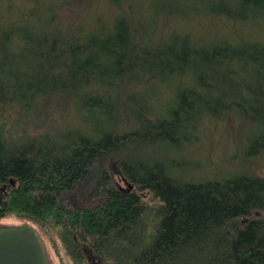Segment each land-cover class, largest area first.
<instances>
[{"label": "trees", "instance_id": "trees-1", "mask_svg": "<svg viewBox=\"0 0 264 264\" xmlns=\"http://www.w3.org/2000/svg\"><path fill=\"white\" fill-rule=\"evenodd\" d=\"M211 117L244 124L250 169L179 175L173 156ZM146 133L163 149L126 158ZM261 156L264 0H0V219L32 224L61 264H264ZM90 189V208L62 202Z\"/></svg>", "mask_w": 264, "mask_h": 264}, {"label": "rangeland", "instance_id": "rangeland-1", "mask_svg": "<svg viewBox=\"0 0 264 264\" xmlns=\"http://www.w3.org/2000/svg\"><path fill=\"white\" fill-rule=\"evenodd\" d=\"M95 8V6H94ZM98 10H102L100 6L97 7ZM96 8V9H97ZM91 13L95 12L92 8ZM90 13V14H91ZM195 19V18H194ZM199 22L200 25L205 24L204 22L195 21L193 23L197 24ZM162 25V22H159V25ZM165 25V24H164ZM163 25V26H164ZM178 24H175V22H171L170 27H177ZM130 94L128 98L134 102V109H129L126 113L131 111L130 116H134V121L132 122L130 128L134 130H139L142 128V125L145 123V117L147 113V107H146V101L147 96H145L143 93H138L135 91L129 92ZM171 98L170 100L172 99ZM164 98L156 97L155 99H152L151 106L155 108V104L153 105L152 102H160ZM216 106L215 109H212L214 112H220L221 107L220 106V100L215 99ZM196 103V102H195ZM203 104L201 101L198 102V104ZM218 107V108H216ZM153 108V109H154ZM160 108V106H159ZM59 114H64V111L57 112V117L59 116V121L62 122V116ZM34 112H32L31 118L28 119L29 123L30 121L34 122L35 117H33ZM140 115V116H137ZM96 113L94 115V120H92L91 127L96 129L97 123L95 118ZM14 116L12 115L11 118ZM56 118V119H57ZM31 119V120H30ZM68 119L72 120V115H68ZM131 120V119H130ZM80 124L83 125L82 120H79ZM233 122V121H232ZM234 124V122H233ZM229 123V121H223V120H217L215 118H209V119H202L200 126L198 127V138H195L190 144H182L180 146L179 150L180 152L178 154H175L173 156V160L175 161V164L177 165V171L180 175L188 176L189 179L192 180H201L202 178L209 179V178H215L220 177L223 173H233L232 175H237L242 173V171L246 168L250 169V165L253 159H250L248 157L246 146H248L249 142L253 141V136L249 134L246 137V133H244V124H238L236 128H234L235 124ZM23 124L20 123V127H22ZM56 126H58L56 124ZM29 133L34 135L33 130L31 129ZM41 132V131H40ZM188 131L186 130L185 135L188 136ZM142 142H126V158H131L133 156H143V155H149L152 153H155L158 151V153L163 149L161 145H158L156 147H148L147 145L152 144L150 142L154 138H152L151 134L146 133V135L142 138ZM240 139V140H239ZM243 140V143L241 141ZM239 141V145L237 146V142ZM149 142V143H148ZM118 156H124L120 153ZM162 156V155H161ZM160 155H158V162L164 161L163 158ZM110 159L112 157H109ZM109 159V160H110ZM106 160V161H109ZM235 160L236 164H224V163H230L228 161ZM233 161V162H235ZM264 162V156H261L257 158V163L252 165L251 167H254V169L257 171L258 174L264 173V169L257 167L260 164ZM106 165V163H105ZM197 166L194 167V166ZM108 172H110L111 177L113 178V181L115 184L120 185L123 189H127L129 186L124 183L122 172L118 166V164L114 163L111 164L110 168L108 169ZM215 173H219L218 176L215 175ZM220 175V176H219ZM230 174V176H232ZM187 180V178H186ZM132 187V184H130ZM87 192V191H86ZM90 192V193H89ZM88 193L83 192H77L73 195H67L62 202L67 205L69 208H75L80 210H85L87 208L92 207L96 203H99L98 196H99V190L95 189V192L90 189ZM23 223V222H22ZM13 224H21L19 221H17L12 216H7L5 218L0 219V225H13ZM45 242V241H44ZM49 242V241H48ZM46 244V243H45ZM46 248L48 251V254L50 253V256L52 257L51 261L53 264H61L58 255H61V251L58 252L53 247V245L49 242L46 244ZM49 256V257H50Z\"/></svg>", "mask_w": 264, "mask_h": 264}, {"label": "water", "instance_id": "water-1", "mask_svg": "<svg viewBox=\"0 0 264 264\" xmlns=\"http://www.w3.org/2000/svg\"><path fill=\"white\" fill-rule=\"evenodd\" d=\"M0 264H53L46 244L30 223L0 225Z\"/></svg>", "mask_w": 264, "mask_h": 264}, {"label": "flooded vegetation", "instance_id": "flooded-vegetation-1", "mask_svg": "<svg viewBox=\"0 0 264 264\" xmlns=\"http://www.w3.org/2000/svg\"><path fill=\"white\" fill-rule=\"evenodd\" d=\"M123 180H125V179H123ZM120 189H123L120 185H117Z\"/></svg>", "mask_w": 264, "mask_h": 264}]
</instances>
